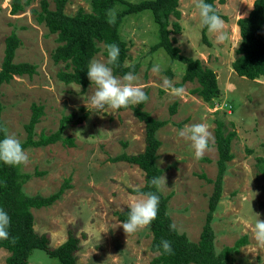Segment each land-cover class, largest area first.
Returning a JSON list of instances; mask_svg holds the SVG:
<instances>
[{
	"label": "rangeland",
	"instance_id": "obj_1",
	"mask_svg": "<svg viewBox=\"0 0 264 264\" xmlns=\"http://www.w3.org/2000/svg\"><path fill=\"white\" fill-rule=\"evenodd\" d=\"M55 8V0H47ZM92 0H67L65 12L73 15L80 8L91 10ZM140 2L142 0H127ZM11 0H0V69L3 63L5 40L16 33L21 46L15 54L16 63H30L37 72L15 76L2 85V120L8 135L21 143L26 139L25 126L32 115V105L43 108V116L35 128V137L58 130L65 118L63 137L73 139V145L58 142L40 148L25 149L27 161L22 171L33 178L24 184L29 195L49 196L65 181L69 188L52 206L33 209L35 229L46 234L52 247L66 241L69 231L80 239L77 253L80 263L90 264H152L155 254L150 250L151 232L148 228L126 235L116 213L123 212L141 194L145 178L138 166L115 162L121 154H139L145 148V127L130 108L105 109L91 113L88 98L94 85L83 90L80 85L65 84L57 75L65 68L52 59L58 46L57 36L38 23L31 10H40V0L32 2L26 11L11 14ZM255 0H226L216 3L223 20L225 39L216 41L215 34L206 32L196 8L197 0H180L179 23L182 31L175 45L182 55L199 59L217 74L221 90L212 103L204 102L194 90L197 83L183 82L185 66L171 62L163 50L149 53L158 42V27L151 12L126 17L120 34L129 46V65L139 64L135 83L147 93L145 110L155 119L166 121L157 133L161 141L157 166L163 171V196L170 197L168 213L179 233L197 242L200 239L209 211L219 159L216 148V129L222 124L231 138L233 159L227 164L222 197L213 213L212 229L215 246L221 250L246 237L238 253L230 256L232 264H264V245L253 236L257 214L264 220V177L257 162L264 158V78L250 80L239 77L232 69L240 36L237 22L252 11ZM124 6L116 3L111 18ZM172 21L176 20L174 17ZM95 59L104 61V46ZM160 64L161 70L150 69ZM170 73V74H169ZM118 77V76H117ZM167 78L174 87H183L181 96L171 94L163 85ZM177 103L173 114L171 107ZM205 123L210 132L208 148L200 160L192 157L188 142L176 136L185 125ZM37 173V174H36ZM36 174V175H35ZM161 175V176H162ZM205 176V177H204ZM9 253L0 250V264H6ZM29 264H61L44 251H33Z\"/></svg>",
	"mask_w": 264,
	"mask_h": 264
},
{
	"label": "trees",
	"instance_id": "obj_2",
	"mask_svg": "<svg viewBox=\"0 0 264 264\" xmlns=\"http://www.w3.org/2000/svg\"><path fill=\"white\" fill-rule=\"evenodd\" d=\"M35 0H11V14L17 15L26 11ZM180 0H142L128 2L127 0H92L91 10L80 8L73 15L65 12L67 0H55V8L51 9L47 0H40V10H31L40 24H44L50 34L57 36L58 46L54 49L52 59L54 63H63L65 68L59 71L57 77L65 84L80 85L83 90L90 86L86 76L87 64L101 50L100 45L115 43L119 47V57L113 74L120 77L125 72L136 74L139 64L129 65V46L122 39L120 28L124 19L130 15L151 12L154 23L158 27V42L150 49L151 53L163 50L171 62H180L185 66L183 82L197 83L194 90L204 102L212 103L221 95L218 78L215 71L203 65L199 59L182 55L181 50L175 45L173 36L179 35L182 27L179 23ZM226 0H205L211 4L216 14L221 17L216 9V3L224 4ZM116 3L124 8L115 18L111 12ZM174 17L176 20L172 21ZM240 42L236 49V58L232 62L233 71L243 78L257 80L264 78V0H255L252 11L248 16L240 18L237 22ZM207 29L203 27V36ZM21 46V40L16 33H11L5 40L3 63L0 69V137L7 134L2 120L3 104L1 101V87L9 83L15 76L32 77L37 72V67L30 63H16L15 54ZM170 74V73H169ZM147 96V93H145ZM148 99V96H147ZM144 101L135 107L129 106L134 116L144 124L145 148L139 154H121L114 158L115 162H125L138 166L144 173L145 186L135 190L134 194H143L156 191L149 186L153 177H159L163 171L157 166L158 151L161 147L158 131L167 124L166 121L155 119L145 110ZM177 103L171 107V112L176 111ZM43 108L32 105V115L25 126L26 139L21 143L23 149L40 148L62 142L72 146L73 139L63 137L66 125L64 118L57 131L51 134L42 133L35 137L36 125L43 116ZM216 148L219 159L217 161L218 173L215 180L207 179L213 183V193L209 198V211L200 239L191 241L186 234L171 231L169 224H174L168 213L170 197H160L156 219L147 227L151 232L150 250L155 254L152 264H232L230 256L239 252L246 243L247 238L242 237L233 246H225L218 250L215 246V236L212 229L213 213L222 197L223 179L227 171V164L233 159L231 152V138L234 133L226 135L222 124L216 129ZM259 173L264 177V158L257 162ZM37 174V173H36ZM35 174V175H36ZM205 177V176H204ZM33 178L31 173L22 171L21 166L11 167L0 163V208L4 209L10 218L8 238L0 239V250H6L9 256L6 264H29L30 257L35 250L44 251L50 258L57 259L61 264H90L80 263L77 253L80 250V239L69 231L67 239L58 247H52L50 238L46 234H39L35 229L33 209H42L56 203L66 189L69 180L61 188L49 195H29L24 190V184ZM128 209L117 212L116 216L121 222L126 219ZM161 239L168 240L172 253L165 255L159 248Z\"/></svg>",
	"mask_w": 264,
	"mask_h": 264
},
{
	"label": "clouds",
	"instance_id": "obj_3",
	"mask_svg": "<svg viewBox=\"0 0 264 264\" xmlns=\"http://www.w3.org/2000/svg\"><path fill=\"white\" fill-rule=\"evenodd\" d=\"M196 8L200 17V25L206 27L207 31L215 34L216 41H223V20L216 14L213 6L205 0H197ZM119 47L115 43H107L104 46V61L95 58L90 59L87 64L86 76L90 85H94V92L88 98V105L91 113L97 114L105 109H126L129 106L135 107L146 101L145 92L135 81L137 77L131 71L125 72L117 77L113 74L119 57ZM153 73L161 70L160 64H154L150 69ZM163 85L168 88L171 94L181 96L183 87H174L167 78L163 79ZM176 136L188 142L193 159L203 158L210 137L205 123H193L185 125L176 131ZM28 159L25 149L22 148L21 141L13 136L5 134L0 137V163L17 167L23 165ZM149 186L155 188L142 194V198L133 201L127 208L126 219L120 222L126 235L134 234L138 230L147 228L156 219L160 197L156 194L165 186L164 176L153 177L149 181ZM10 218L8 213L0 208V239L8 238V226ZM171 231L179 234L175 224H169ZM252 236L254 240L264 245V220L257 214V219L253 223ZM159 248L163 254L172 253V247L168 240L161 239Z\"/></svg>",
	"mask_w": 264,
	"mask_h": 264
}]
</instances>
